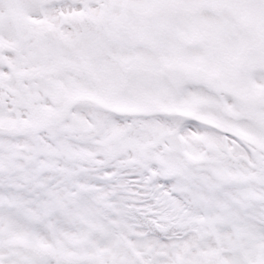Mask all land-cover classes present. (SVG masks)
<instances>
[{"label":"snow or ice","instance_id":"1","mask_svg":"<svg viewBox=\"0 0 264 264\" xmlns=\"http://www.w3.org/2000/svg\"><path fill=\"white\" fill-rule=\"evenodd\" d=\"M0 264H264V0H0Z\"/></svg>","mask_w":264,"mask_h":264}]
</instances>
